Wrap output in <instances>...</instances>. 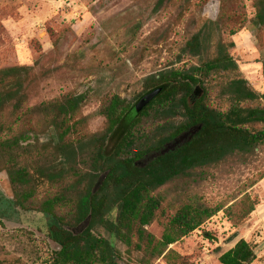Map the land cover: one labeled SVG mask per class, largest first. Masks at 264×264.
I'll return each instance as SVG.
<instances>
[{"label": "trees", "instance_id": "trees-1", "mask_svg": "<svg viewBox=\"0 0 264 264\" xmlns=\"http://www.w3.org/2000/svg\"><path fill=\"white\" fill-rule=\"evenodd\" d=\"M235 2L220 0L216 20L193 18L196 31L181 47L178 61L188 54L197 59L195 64L181 68L172 63L148 76L134 102L114 95L100 110L104 129L87 136H73L86 94L32 103L45 80V68L0 66V172L7 174L4 180L17 205L47 215L45 232L57 248L42 264H122L116 241L127 246L126 254L141 253L138 264L159 259L164 264H197L171 246L224 205H207L191 182L214 175L212 168L233 157L246 160L264 150V93L239 73L232 55L235 42L224 39L244 23L232 10ZM253 5L254 20L264 28V0H253ZM185 16L180 11L178 18ZM198 85L203 89L200 96L195 95ZM159 87L161 93L134 115L135 103ZM143 117L150 123L141 130ZM198 126L192 139L140 165ZM47 133L50 138L45 141ZM46 183L62 189L40 198ZM170 183L171 188L162 192ZM233 200L226 211L235 225H241L258 199L245 194ZM169 211L174 212L158 238L147 226ZM89 215V225L74 233L71 228ZM256 257L251 242L240 238L220 254L219 263L251 264Z\"/></svg>", "mask_w": 264, "mask_h": 264}, {"label": "rangeland", "instance_id": "rangeland-1", "mask_svg": "<svg viewBox=\"0 0 264 264\" xmlns=\"http://www.w3.org/2000/svg\"><path fill=\"white\" fill-rule=\"evenodd\" d=\"M232 10L244 23L236 34H224V39L235 42L232 55L239 73L264 93V28L254 20L253 0H237ZM180 11L186 13L182 19ZM219 11L220 0L161 4L159 0H0V66L45 68V80L32 103L86 94L73 136H87L104 129L100 110L114 95L134 102L148 76L172 63L181 68L195 64L197 59L188 54L178 61L181 47L196 31L193 18L216 20ZM220 105L228 106L221 101ZM141 123L143 130L150 119L143 117ZM49 138L48 133L42 137ZM211 170L214 175L207 171L204 179L191 180L193 191L207 205H224L223 209L171 247L197 264H220V254L245 238L257 256L251 264H264V150L246 160L233 157ZM5 178L7 174L0 172V264H42L57 248L45 232L47 215L17 205ZM61 189L46 183L39 190L40 198ZM245 194L257 198L258 205L241 225H235L226 208ZM173 212L158 217L147 229L160 238ZM115 243L122 264H138L141 253L126 254L127 246ZM154 264L164 263L159 259Z\"/></svg>", "mask_w": 264, "mask_h": 264}, {"label": "water", "instance_id": "water-1", "mask_svg": "<svg viewBox=\"0 0 264 264\" xmlns=\"http://www.w3.org/2000/svg\"><path fill=\"white\" fill-rule=\"evenodd\" d=\"M163 87H159V88H155L153 90H150L148 92H146L134 105L133 107V114L137 115L139 114L152 100H154L156 98V96H158L161 91H162ZM203 93V89L198 85L196 87L195 90V95L196 96H200ZM201 129V126H198L190 131H187L183 134H181L178 138L175 139L174 142H170L168 143L164 149H162L159 152H155L153 153L149 158H146L144 160L143 163H141L140 165H144L146 163H148L149 160H152L154 158H156L157 156L161 155V154H165L166 152H169L170 150H173L176 148V146L182 142H185L187 140L192 139L193 135L199 130ZM106 174H103L98 182L96 183L95 187H94V192L97 191L99 189V187L101 186L103 180L105 179ZM91 219V215H89L83 222H81L78 226L71 228V230L74 233H80L82 232L88 225Z\"/></svg>", "mask_w": 264, "mask_h": 264}]
</instances>
